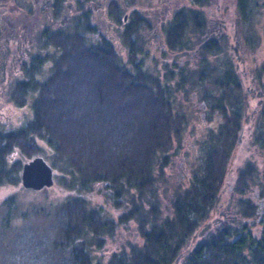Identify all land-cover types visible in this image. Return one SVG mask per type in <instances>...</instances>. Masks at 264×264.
<instances>
[{"label":"trees","instance_id":"obj_1","mask_svg":"<svg viewBox=\"0 0 264 264\" xmlns=\"http://www.w3.org/2000/svg\"><path fill=\"white\" fill-rule=\"evenodd\" d=\"M212 1L186 0L175 13L166 35L172 54H161L162 63L132 24L121 36L124 59L83 10L69 27L38 31L39 46L7 83L8 100L24 114L18 126L0 125V188L17 187L23 164L43 156L66 194L32 201L28 212L17 194L0 199V264H264V219L254 229L255 199L264 201V62H256L264 32L256 36L249 26L248 94L239 54L220 55L230 39L210 23ZM236 3L238 20L249 22L260 0ZM235 40V50L245 44L241 30ZM178 54L188 62H167ZM192 96L208 108L204 160L165 191L160 184L189 125ZM248 98L257 100L254 116ZM248 120L262 162L236 171L235 193L246 197L214 216L224 212L227 165ZM103 193L102 204L92 205ZM131 223L138 238L106 259L95 256L108 242L118 245L117 232Z\"/></svg>","mask_w":264,"mask_h":264},{"label":"rangeland","instance_id":"obj_2","mask_svg":"<svg viewBox=\"0 0 264 264\" xmlns=\"http://www.w3.org/2000/svg\"><path fill=\"white\" fill-rule=\"evenodd\" d=\"M179 1L180 0H171L172 3L170 4L171 5L177 4L176 2ZM182 1L185 2V0ZM213 1L215 2V4L212 5L213 9L212 6H210V8L212 9V12L215 15V17L211 18L210 16L211 13H210V15L208 16L210 19V23H212L213 20V22H218L217 24L219 26L222 25L223 28L227 29V33L230 39L229 41L230 45L227 48V51L220 53V55L239 54V58L237 59V64L239 66L238 73L240 72L239 75L241 76V79L244 81V88H246L249 94V92L251 91L250 87L252 86V84L249 83V77L245 76L248 75L250 71L247 65V63L249 62V60L246 59L247 54L249 53L253 54L252 51L249 49V26H251L254 29V31L256 32L255 34L256 36H259V34L264 32V0H260V5L254 9L253 18L249 22L238 20L239 14L237 11V3H236L237 0H213ZM25 2L26 0H13V1L1 0V3L5 4V9H4L5 27H2L0 25L1 26L0 27V67L2 70H5L6 74L4 75V78L3 75H0L1 77L0 78V125H5V127H10V128L14 126H18V124L22 121L24 114L23 110L19 109L18 107H16V105L11 103V101H9L7 97V90L9 89V84L7 85V83L9 82L8 81L6 82L5 80H7V78L9 80L10 76L18 77L19 75L22 74V68H21L18 69L20 70L19 75H12L11 71L13 69L16 70L17 68H19L20 65L18 64V60L16 59V57H13L11 59L12 56L11 50L15 46H17L16 49H18V52L20 51V49L28 50L27 45H29V47L31 48L30 50L32 51L33 48L39 46V43L37 42L36 39L37 36L34 37L33 39H29L30 35L32 34L29 31L27 32V30L32 25L29 24V27L26 25V23L23 20V17L18 12L17 6L15 5V3L20 5V4H25ZM12 18L13 19L16 18L18 24L19 23L25 24V27L20 26L21 30L23 29L24 31L22 30L18 34L13 31V29L11 28ZM58 18L61 19L62 17L59 16ZM59 26L69 27V25H58V27ZM239 30H241L242 39L244 40L245 44L244 43L243 45L241 44L238 50H235V44L237 43L235 40L236 32ZM257 39L258 37L256 38V40ZM259 43L261 46H257L259 47L258 50L260 51L257 54L256 62H258V64L264 62V34L262 41H260ZM116 47L119 53L125 59L127 51L124 49V47H121L119 45ZM145 49L147 50V45ZM2 50H7V53H3L4 51ZM17 55L20 56V54ZM29 55L30 54H28V56ZM151 57L157 58L159 63H162L164 59L163 56H161V54H151ZM186 60L187 57L184 58L181 57L180 54H178L176 58L169 56L167 62H169V64L173 63L174 61L177 63L183 61V63H185ZM1 79L2 80L5 79V80L1 81ZM183 97L184 96H182L181 99H183ZM189 100H186L185 102H186V108L189 110L188 115L190 117L191 123L189 122L187 129L184 130V134L182 135V138L180 139L179 142L174 143L173 148L171 150L172 153L171 163L169 167L165 169V180L160 184V188L165 191L169 190L168 187L170 188V185H176L178 183L186 182L187 178L191 177V173H190L191 169L194 166L196 167V165L200 162L199 159L201 160L202 158L204 160L203 156L205 153L204 152L205 146L203 147L204 140H201L200 135H203L204 132L202 129L204 128L203 124H205L206 121L205 118L208 114V108L203 106L202 103L198 100V98H195V96L190 97ZM247 100H249V98ZM248 102H250L251 106H253L252 113L254 116L255 115L254 112L256 111L255 104L257 103V100L252 98ZM201 114H204V117H201ZM208 126L210 125L206 124L204 130H206ZM252 126L253 124L252 122L249 123V120L246 122L245 125H243L244 131L242 132V134L240 133L241 135H239L241 136V142L240 144L237 143L236 147L234 148L230 156L231 158L229 159L226 170L227 174L225 175V181L223 184V188L221 190L222 192L220 197L221 202L218 203V211L222 212V209L224 208L223 210L224 212H222L221 215H217L218 213L217 212L215 213L214 216H222L225 213V209L230 200L239 199L240 197L242 198L246 197L245 195H240L238 193H235L234 181H235L236 171L245 164L249 163V161L256 160L258 163L262 162L260 158L261 154H259L256 149L254 150V148H252V146L250 145L248 131ZM59 183L60 181L58 175H56L55 173L54 184L51 187L38 190L39 192H41L39 193L37 192V190L24 188L20 179V184L17 185V187L15 186V187L0 188V199L7 196L8 194L11 195L17 194L18 197L21 199V205L23 206V210L28 212L30 211L29 210L30 207H28V204H30L32 201L41 202L47 199H50L51 201H56L57 199L59 201L63 200L66 193L64 189L61 188V185ZM100 187H101L100 185H97L95 190L99 189ZM106 197H107L106 193H103V196L98 195V197L97 196L94 197L93 195V197H91L92 199L91 203L94 206H99L102 204L103 199H105ZM255 203L260 204V201L255 199ZM227 212L228 211H226V213ZM259 212H260L259 214L258 213L256 214L257 218L255 219V221L257 222V225L255 224L254 229H259L261 227L259 223L262 222V220L264 219V213L262 212V209H260ZM37 221L43 223V220L39 219ZM136 231H137V227L133 223H131L129 230H122V231L120 230L119 232H117L118 234L117 237H119L118 245L113 242H108L105 248L101 252H96L95 256L103 257L106 259L110 255V253L116 249L117 246L120 247L122 246V243L138 238V234L136 233ZM112 239L114 238L112 237Z\"/></svg>","mask_w":264,"mask_h":264},{"label":"flooded vegetation","instance_id":"obj_3","mask_svg":"<svg viewBox=\"0 0 264 264\" xmlns=\"http://www.w3.org/2000/svg\"><path fill=\"white\" fill-rule=\"evenodd\" d=\"M181 1L171 5V0H165V2L164 0H26L25 4L19 5L15 3V5L26 25L28 27L29 24L32 25L27 30V32L29 31L32 34L29 39L36 37L38 31H43L47 28H57L58 25H73L72 19L79 11L83 10L86 13L90 12L98 34H102L121 47H124L121 42V36L126 33L127 27L132 24L136 26L138 33L146 42L147 47H150L148 51L145 49L148 54H172L166 44V35L169 32L170 25L173 24L175 13L187 6L185 2ZM213 4H215L214 1H212L206 11L208 16L211 13V18L215 17L212 12L213 6L212 9L210 8ZM4 9L5 4L1 3L0 0V25L2 27H5ZM60 10L61 19L55 17V13ZM11 22V28L17 34L23 30H21L22 26L25 27V24H18L16 18H12ZM16 47L11 50V59L16 57L20 66L16 70L13 69L11 71L12 75L20 74V70L18 69H21L23 64L27 62L25 55L31 52L29 45H27L28 50L20 49L19 52ZM2 51H4L3 53H7V50ZM187 51L189 53L187 52L186 54H191V50ZM17 54H20V56ZM186 62L188 61L186 60ZM182 64H184L183 61ZM5 74V70H2L0 67V75H3L4 78ZM15 78L10 76L9 80L7 78V80L1 79V81L11 82ZM202 105L204 106L203 103ZM201 117H204V114H201ZM243 131L244 129H242L241 134ZM240 142L241 136L238 137V144ZM260 205L259 210L262 209L264 213L263 200H261Z\"/></svg>","mask_w":264,"mask_h":264},{"label":"water","instance_id":"obj_4","mask_svg":"<svg viewBox=\"0 0 264 264\" xmlns=\"http://www.w3.org/2000/svg\"><path fill=\"white\" fill-rule=\"evenodd\" d=\"M20 179L24 188L38 191L54 184L55 170L43 156H36L23 164Z\"/></svg>","mask_w":264,"mask_h":264}]
</instances>
